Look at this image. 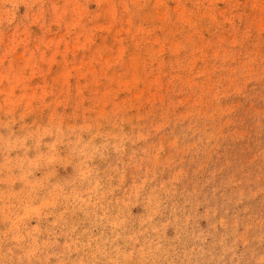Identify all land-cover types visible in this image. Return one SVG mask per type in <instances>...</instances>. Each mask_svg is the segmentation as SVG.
I'll list each match as a JSON object with an SVG mask.
<instances>
[{
	"label": "rangeland",
	"instance_id": "1",
	"mask_svg": "<svg viewBox=\"0 0 264 264\" xmlns=\"http://www.w3.org/2000/svg\"><path fill=\"white\" fill-rule=\"evenodd\" d=\"M0 264H264V0H0Z\"/></svg>",
	"mask_w": 264,
	"mask_h": 264
}]
</instances>
